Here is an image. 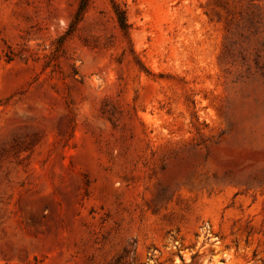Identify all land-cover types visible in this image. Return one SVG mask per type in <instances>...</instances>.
I'll return each mask as SVG.
<instances>
[{
    "label": "rangeland",
    "instance_id": "rangeland-1",
    "mask_svg": "<svg viewBox=\"0 0 264 264\" xmlns=\"http://www.w3.org/2000/svg\"><path fill=\"white\" fill-rule=\"evenodd\" d=\"M81 1L0 0V264H264V0Z\"/></svg>",
    "mask_w": 264,
    "mask_h": 264
},
{
    "label": "trees",
    "instance_id": "trees-1",
    "mask_svg": "<svg viewBox=\"0 0 264 264\" xmlns=\"http://www.w3.org/2000/svg\"><path fill=\"white\" fill-rule=\"evenodd\" d=\"M86 1L87 0L81 1L79 9L77 11V16H80L82 14V12L84 11L85 6H86ZM114 13L116 15L119 27L121 28V30L126 32L129 26H128L127 21H126L124 11L122 9H120L118 6H114Z\"/></svg>",
    "mask_w": 264,
    "mask_h": 264
}]
</instances>
